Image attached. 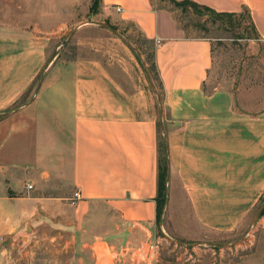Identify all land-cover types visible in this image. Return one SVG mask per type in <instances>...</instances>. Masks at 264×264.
<instances>
[{
    "label": "crops",
    "instance_id": "1",
    "mask_svg": "<svg viewBox=\"0 0 264 264\" xmlns=\"http://www.w3.org/2000/svg\"><path fill=\"white\" fill-rule=\"evenodd\" d=\"M194 1L247 10L264 58V0ZM91 4L0 0V264L18 237L56 240L70 257L54 264H137L126 247L162 229L195 240L233 231L264 194L262 84L206 91L211 41L188 35L161 0ZM94 14L151 42L154 85L131 84L95 51L49 65L51 38ZM41 69L32 97L10 108ZM157 122L169 160L159 223ZM262 231L237 264H264Z\"/></svg>",
    "mask_w": 264,
    "mask_h": 264
},
{
    "label": "rangeland",
    "instance_id": "2",
    "mask_svg": "<svg viewBox=\"0 0 264 264\" xmlns=\"http://www.w3.org/2000/svg\"><path fill=\"white\" fill-rule=\"evenodd\" d=\"M161 2L171 7L174 17L188 35H203L210 39L213 63L204 83L206 91L216 88L233 89L240 84L245 86L262 84L264 88L261 41L252 28L246 11L242 10V14L231 23L226 15H214L200 6L183 4L175 0ZM98 21L113 25L132 42L133 46ZM152 47L151 42L135 27L116 24L104 15L94 14L84 18L80 25L51 38L47 58L50 65L57 57V53L60 57L69 59L76 52L95 51L101 56L103 54L105 60H113L115 66L125 72L131 84L151 87L145 69L149 70L153 63ZM41 73L43 77L44 71L41 69L29 89L10 108L17 107L32 97ZM263 202L264 194L240 227L225 233L210 234L204 239H185L168 234L164 229L158 230V233L162 232L166 237L162 241L159 264H237L242 257L248 260L246 256L254 246L256 232L264 230L259 220L262 214L258 212ZM9 247L10 251L6 256L8 264H54L70 257L69 253L58 251L56 240L51 241L48 238L39 237L36 241H29L18 237L9 244Z\"/></svg>",
    "mask_w": 264,
    "mask_h": 264
},
{
    "label": "trees",
    "instance_id": "3",
    "mask_svg": "<svg viewBox=\"0 0 264 264\" xmlns=\"http://www.w3.org/2000/svg\"><path fill=\"white\" fill-rule=\"evenodd\" d=\"M176 2L179 3H185V4H193L195 6H200L203 7L207 10H209L211 13L214 15H226L227 20H229L231 23H234V19L238 18L242 14V11H217L213 9L212 7L205 5V4H200L194 0H175ZM97 5H98V0H92V4L90 6V13H95L97 11ZM247 12L249 18H250V23L252 28L254 29L255 33V26L253 24V21L249 15V12L247 10H244ZM151 56H153V53H151ZM149 70L151 74L153 75L154 78H156V73H155V63L153 62L151 66L149 67ZM1 116V114H0ZM157 147H158V161H157V166H158V173H157V195H156V202H157V212H156V221L159 223L162 220V214H163V209L164 205L167 199V182H168V168H169V160H168V153H167V139L166 135L163 134V132L160 129V124L157 122ZM264 213V209L261 210L260 214ZM162 233V232H160ZM158 233V234H160Z\"/></svg>",
    "mask_w": 264,
    "mask_h": 264
},
{
    "label": "built area",
    "instance_id": "4",
    "mask_svg": "<svg viewBox=\"0 0 264 264\" xmlns=\"http://www.w3.org/2000/svg\"><path fill=\"white\" fill-rule=\"evenodd\" d=\"M120 9V6H116ZM30 187L31 184H26ZM73 196L75 198L80 197V192L78 189L73 191ZM166 239L163 233L156 235H149L146 240L137 243L133 246H128L125 248L129 256L133 259L134 256L137 258V264H159L160 251L162 247V241ZM125 262V261H124Z\"/></svg>",
    "mask_w": 264,
    "mask_h": 264
},
{
    "label": "water",
    "instance_id": "5",
    "mask_svg": "<svg viewBox=\"0 0 264 264\" xmlns=\"http://www.w3.org/2000/svg\"><path fill=\"white\" fill-rule=\"evenodd\" d=\"M98 22L101 23V24H104V25L108 26L109 28H111L114 32H116L118 35H120L122 38H124L130 46H133L132 42H130L127 38H125L123 34H121L120 32H118V31L116 30V28H115L113 25L108 24V23H105V22H102V21H98ZM74 30H75V28L72 29V31L70 32V35L74 32ZM64 41H65V40H64ZM145 71H146L147 76L149 77L150 82L154 85V83H153V79H152V76H151L149 70H148V69H145ZM41 79H42V73H41L40 80L38 81V84H37V86H36V89L39 87V85H40V83H41ZM168 169H169V168H168ZM168 177H169V170H168L167 178H168ZM263 207H264V202L261 204V206H260L258 212H261V210L263 209Z\"/></svg>",
    "mask_w": 264,
    "mask_h": 264
}]
</instances>
